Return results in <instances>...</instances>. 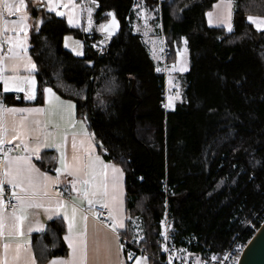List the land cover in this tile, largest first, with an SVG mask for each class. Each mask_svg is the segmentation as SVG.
<instances>
[{
	"label": "trees",
	"instance_id": "trees-1",
	"mask_svg": "<svg viewBox=\"0 0 264 264\" xmlns=\"http://www.w3.org/2000/svg\"><path fill=\"white\" fill-rule=\"evenodd\" d=\"M216 2L97 0L96 23H105L112 11L122 26L103 49L93 47L104 39L97 28L84 33L49 14L31 39L40 65L36 101L4 95L0 84L8 106L42 104L43 88L50 86L87 115L90 132L103 145L99 154L124 170L126 213L143 230L144 240L136 244L127 222L123 239L132 245L126 248L137 254L143 248L152 264H164L158 222L166 213L178 245L196 239L189 248L209 258L221 254L264 209V32L247 21L249 15L264 17V0H234L231 34L207 24L205 13ZM140 3L154 13L167 44L187 39L191 67L178 76L183 89L173 110L164 106L162 67L133 27ZM68 35L83 41V57L65 49ZM57 75L68 90L57 87ZM110 82L114 89L107 91ZM64 232L62 222L50 224L42 239L46 254L36 250L40 264L67 255ZM255 233L247 229L245 240Z\"/></svg>",
	"mask_w": 264,
	"mask_h": 264
},
{
	"label": "snow or ice",
	"instance_id": "snow-or-ice-1",
	"mask_svg": "<svg viewBox=\"0 0 264 264\" xmlns=\"http://www.w3.org/2000/svg\"><path fill=\"white\" fill-rule=\"evenodd\" d=\"M32 8L46 10L54 13L57 17H67V23L76 27L80 24L82 14H87L88 27L83 31L92 30V13L97 0H0V84L3 92L24 93L23 99L35 101L37 98L36 74L39 69L37 63L29 54L30 32H39L44 23V18L33 20L30 12ZM138 9L137 16L144 20L145 35L151 30L148 24V9L143 3L135 5ZM211 9L205 13L210 27H222L228 33H233L234 0H217L211 5ZM66 10V11H65ZM108 19L98 26V31L104 34L105 39L111 38L119 29V21L114 12L107 13ZM250 25L260 32L264 31V17H247ZM159 27V25H157ZM139 31V28H136ZM65 38V47H69ZM185 46L187 39L182 38ZM79 47L72 51L76 56H82L83 45L75 42ZM101 44L104 41L100 42ZM151 54L157 58L156 41H152ZM163 44V40H160ZM97 47V45H93ZM184 52H187L185 47ZM159 52L163 54L164 48ZM178 55L180 53L178 52ZM169 72H185L187 67L174 63ZM157 72L161 68H156ZM57 87L68 90L62 84L57 75ZM169 84H173L169 78ZM114 84L110 82L107 91H112ZM74 95L86 100L82 93ZM43 105L35 107H8L0 99V264H21L22 253L26 254L31 264H37L36 256L32 252L31 242L26 238L27 233L33 231L45 232L46 225L40 224L33 228L30 216L36 214L33 210L43 209L47 220L62 217L66 223L64 242L69 249L67 257H53L49 264H89L90 239L93 251L99 252L98 241L95 233L90 238L89 218L100 220L103 226L111 234L112 241L116 246V255L119 258L125 248L121 242L123 236L129 232L130 222L134 230V242L140 244L144 240L141 235L142 227L127 215L124 207L123 177L124 170L117 164L106 162L97 153L96 148H103L102 143L95 140V134L88 131V117L81 114V119H76V104L71 99H62L53 87L46 86L42 91ZM100 93H97L99 98ZM19 98V97H17ZM180 98V92L175 96H167L166 108L173 106V101ZM103 105L104 101L100 100ZM5 115L10 119H5ZM69 146L71 156L69 157ZM54 149L58 156L50 159L57 161L55 176L46 171H41L35 161L42 162L43 150ZM106 151V150H105ZM62 177L64 178L62 180ZM166 206V205H165ZM8 208L11 211H8ZM258 219V217L256 218ZM254 232H264V224L257 229L252 220L245 222ZM159 233L163 240L160 249L171 253L168 243L172 239L170 226L165 220L160 222ZM106 248L111 253V243L106 236ZM243 245H238L236 250L241 251ZM185 255L175 257L181 260V264H187L188 258L194 254L187 249L178 250ZM142 254L135 255L132 251L127 254V260L134 264H149L150 257L146 250ZM173 256L168 257V264H172ZM229 259L225 254L224 261ZM213 262L218 261L217 255L211 256ZM108 264H113L109 259ZM118 264H124L118 259ZM193 264H207L201 257L195 256ZM223 264V261H219Z\"/></svg>",
	"mask_w": 264,
	"mask_h": 264
},
{
	"label": "crops",
	"instance_id": "crops-1",
	"mask_svg": "<svg viewBox=\"0 0 264 264\" xmlns=\"http://www.w3.org/2000/svg\"><path fill=\"white\" fill-rule=\"evenodd\" d=\"M77 3H80L81 0H76ZM66 11V10H65ZM30 12H31V16L33 18V20H35L36 18H39V17H43L44 18V21L46 19V17L49 15V14H54V13H47L46 10H38V9H35V8H32L31 5H30ZM55 15V14H54ZM61 18H64L67 22V17H61ZM92 18H93V24H94V20H95V10H93V13H92ZM207 19V17H206ZM68 24V23H67ZM208 24V22H207ZM68 26L71 28V29H76V30H81L83 31L84 28L88 27V24H87V14L84 13L82 14L81 18H80V24L79 26H76V27H73V26H70L68 24ZM209 26V25H208ZM210 27V26H209ZM41 28V27H40ZM211 28H219V29H223L227 32L226 29L222 28V27H211ZM94 27L92 25V30L90 32H85L83 31L84 33H91L93 31ZM37 32L36 31H31L30 32V39H29V54L32 56L31 54V39L33 37L34 34H36ZM67 37V36H66ZM65 37V38H66ZM65 38H64V45H65ZM143 42H144V38H143ZM145 44V42H144ZM146 48L148 49L152 59L156 62V64L159 66L160 62L156 61V59L153 58L152 54H151V50L152 48L150 47V45H146ZM85 48V47H84ZM85 50V49H84ZM188 52V51H187ZM189 54V53H188ZM32 59L37 63V66H38V69H39V72L38 74L40 73V65L38 64V62L34 59V57L32 56ZM174 63V62H173ZM36 74V80H37V94H38V88H39V83H38V79H37V75ZM3 87V85H2ZM4 95H13V96H16V97H19L20 99H22L24 97V93L21 92V93H15V92H8V93H5L3 92ZM59 95V94H58ZM62 98V97H61ZM0 99H2L0 97ZM18 99V98H17ZM37 99V98H36ZM64 99V98H62ZM3 100V99H2ZM24 100V99H23ZM67 100V99H66ZM25 102H30V103H34L35 101H26L24 100ZM74 102V101H73ZM4 103V102H3ZM5 106H8L4 103ZM42 104H39V105H24V106H8V107H35V106H42ZM82 117L80 115V113L78 112L77 110V107H76V119L77 120H80ZM5 119H10V117H8L7 115H5ZM88 131L90 132L89 128H88ZM91 133V132H90ZM96 151L97 153L99 154V151H98V147L96 148ZM53 156H58V154L55 152L54 149H47V150H43L42 152V162H38V161H35V159L33 160L34 163H36L37 167H39L41 169V171H46L48 172L49 175L51 176H55L56 173L54 171L55 167L59 166L57 161L55 160H51L50 158L53 157ZM71 156V149H70V146H69V157ZM101 158L103 159V157L101 156ZM104 160V159H103ZM106 161V160H105ZM108 162V161H106ZM64 178L62 177V180ZM123 191H124V207L126 209V178H125V174H124V177H123ZM34 215L30 216V221L32 222V226L33 228L37 227L38 224H37V221L40 223V224H45L46 225V231L45 232H36V231H33L30 235L27 233V223L25 224V234H26V238L28 240H30L31 242V249H32V252L35 254L36 256V260H37V264H40L38 262V258H37V255H36V250H39L41 251V253L43 255L46 254V251H45V246L43 245L44 243H42V239H43V235L46 234L50 228V224L53 222V221H60L63 223L64 225V228H65V232H64V235L66 233V223L63 221L62 217H56L54 218L53 220H47L46 219V214L44 213L43 209H37V210H33ZM127 223V222H126ZM89 233H90V238L92 236L93 233H95V238L96 240L98 241V246H99V252H95L93 251L92 249V246H91V239H90V250H89V264H108V261L109 259L113 262V264H118V259H122L124 261V264H134V259L133 261H128L127 260V254H128V250L127 248L125 247L124 250H123V253L120 255V257L118 258L117 255H116V246H115V243L112 241V238H111V234L108 232V230L100 223V220H93L90 216L89 218ZM63 235V236H64ZM34 236H37V240L35 241L34 240ZM106 236H107V240L109 243H111V253L109 254L108 252V249L106 248L105 244H106ZM123 240V237L121 239V242ZM123 243V242H122ZM65 246L67 247V244L64 242ZM68 252H69V249L67 248V255H68ZM133 252V251H132ZM135 255H140V254H137L136 252H133ZM66 256H63V257H67ZM60 257V256H58ZM51 260V259H50ZM49 260V261H50ZM49 261L46 262L45 264H49ZM21 264H31V261L30 259H28V257L26 256V254H23L22 253V260H21ZM149 264H152L151 261L149 260Z\"/></svg>",
	"mask_w": 264,
	"mask_h": 264
},
{
	"label": "rangeland",
	"instance_id": "rangeland-1",
	"mask_svg": "<svg viewBox=\"0 0 264 264\" xmlns=\"http://www.w3.org/2000/svg\"><path fill=\"white\" fill-rule=\"evenodd\" d=\"M148 15H150L151 17H153V19H149L148 20V24L151 26V30L148 31V34L147 35L144 34L145 33L144 20L141 19V18H139L138 16H137V18H136V20H135V22L133 24V27H134L135 32L140 33L142 35V37L144 38V42H145L146 45L149 44L150 47L152 48L153 47L152 41L153 40L156 41V49H157V58H156V61L160 62L159 65L162 67L163 72L165 71V76H166V101H165V104H167V96L168 95L175 96L176 92L179 91L180 92V96H181L183 86H182V84H181L178 76L181 75V74L187 73L190 70V67H191L190 56H189L188 52H184L183 51L184 48L186 47L185 44H184V42H183V40L182 41H178V42L175 41V42H173L171 44H167L168 42L165 39V37L164 36H162V37L159 36V33H158V28L159 27H157V25L155 24L156 23L155 22L156 17L154 15V13L151 12V11H148ZM104 16L107 19H110L109 17H107V14H105ZM98 26L99 25L96 23V19H95L94 20V24H93L94 29L95 28L98 29ZM136 28H139L140 30L137 31ZM94 29H93V31H94ZM260 32H264V31H260ZM67 37H70L71 39H69L67 41L69 47L66 48L65 45H64L65 49L68 50L69 52H71L75 57H78V56H76L74 54V52L72 51V49L79 47L75 43L76 41H79L83 45L82 49H80L83 52V55L82 56H79V58L83 57L84 56V43H83V41L81 39L76 38L73 35H68ZM103 38L104 39L101 40V41H104V46L101 47L100 49H103L107 45L108 41L110 40V38L109 39H105V36H103ZM161 39L163 40V44L162 45L160 44V40ZM164 45H166L170 49V57L167 60L164 57V52H163V54H161L159 52V48L160 47H163L164 48ZM187 51H188V49H187ZM178 52L180 53V55H178ZM177 61H179L180 64H185L186 67H187V71L181 73V72H169V71L166 70L168 68H171V66L174 63H176ZM170 77L172 78L173 84H178L179 85V88L178 89L176 87H173L172 84H169V78ZM179 100H180V98L174 100L172 107H168V108L165 107V108L167 110H173L175 108V105L178 103ZM193 260H194V258L192 259V261ZM180 262H181V260H180Z\"/></svg>",
	"mask_w": 264,
	"mask_h": 264
},
{
	"label": "built area",
	"instance_id": "built-area-1",
	"mask_svg": "<svg viewBox=\"0 0 264 264\" xmlns=\"http://www.w3.org/2000/svg\"><path fill=\"white\" fill-rule=\"evenodd\" d=\"M94 45H97V47H95L96 49H99L101 47L104 46V43L101 44L100 42L98 43H95ZM164 57L165 59L167 60L169 57H170V49L169 47H167L166 45H164ZM162 74L165 75V71L161 72ZM165 79H166V76H165ZM8 211H11L10 208H8ZM258 217V219H256ZM104 219H106V211H105V216L104 217H101L100 218V223L101 221H103ZM165 220V218L163 219ZM162 221V220H161ZM160 221V222H161ZM254 223H255V226L257 228V226H261V224H263L264 222V209L254 217V219L252 220ZM160 222H158V225L160 226ZM102 224V223H101ZM166 224L168 226H170V223H169V220H168V214L166 213ZM103 225V224H102ZM247 229H251L249 228L248 226H246L245 230L242 232V234L238 235L233 241L232 243L221 253L219 254L217 257H218V261L217 262H213L211 260V257L209 258H206L202 255L201 252H194L192 251L189 246H191L193 243L196 244L197 243V240L195 239V241L193 242H187V246L184 247V246H179L178 245V240H179V237L178 235L176 234V232L174 230H172L171 226H170V233L172 235V239L169 241L168 243V246L170 249H172L173 251L171 253H166V252H163V256H164V261L163 263L164 264H168V257L169 255L171 254L174 258H173V262L172 264H181L180 260L179 259H176L175 257H182L183 255H185L184 253L178 251L180 249H187L188 252L194 254L192 257H189L188 258V262L187 264H193V261L192 259L195 258V256H199L201 257L202 260H205L207 261V264H219V261H223V264H239L240 263V260H241V257L243 255V253L245 252L246 250V247L249 243L250 240L246 241L245 240V234L244 232L247 230ZM185 241V240H184ZM123 243H125V247H129L130 245H132L130 243V241L126 240V239H123L122 240ZM163 243V240L162 238L160 237V243H159V246L160 244ZM238 245H243V249L241 251H237L236 248ZM143 248H140L139 249V252L140 254H142L141 250ZM147 253V252H146ZM225 254H228L229 255V259L227 261H224L223 260V257L225 256ZM147 255L150 257V261H151V256L147 253Z\"/></svg>",
	"mask_w": 264,
	"mask_h": 264
},
{
	"label": "water",
	"instance_id": "water-1",
	"mask_svg": "<svg viewBox=\"0 0 264 264\" xmlns=\"http://www.w3.org/2000/svg\"><path fill=\"white\" fill-rule=\"evenodd\" d=\"M117 20L119 21V29L111 38H114L121 33V22L118 18ZM102 35L104 36V34ZM260 228L261 226L258 229ZM239 264H264V232H256L253 235L241 257Z\"/></svg>",
	"mask_w": 264,
	"mask_h": 264
}]
</instances>
